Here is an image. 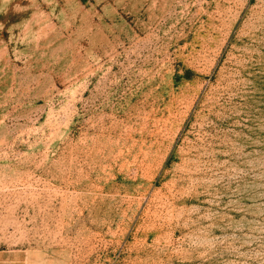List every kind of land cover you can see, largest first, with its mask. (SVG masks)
I'll use <instances>...</instances> for the list:
<instances>
[{"label": "rangeland", "instance_id": "374dc122", "mask_svg": "<svg viewBox=\"0 0 264 264\" xmlns=\"http://www.w3.org/2000/svg\"><path fill=\"white\" fill-rule=\"evenodd\" d=\"M0 264H264V0H0Z\"/></svg>", "mask_w": 264, "mask_h": 264}]
</instances>
